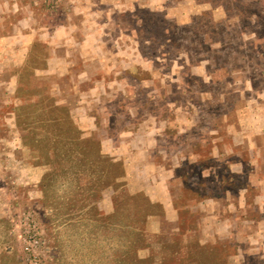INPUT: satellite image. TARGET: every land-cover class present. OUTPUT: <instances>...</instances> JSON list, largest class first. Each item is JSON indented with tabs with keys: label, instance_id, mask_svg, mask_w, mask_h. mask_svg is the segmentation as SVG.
I'll return each mask as SVG.
<instances>
[{
	"label": "rangeland",
	"instance_id": "rangeland-1",
	"mask_svg": "<svg viewBox=\"0 0 264 264\" xmlns=\"http://www.w3.org/2000/svg\"><path fill=\"white\" fill-rule=\"evenodd\" d=\"M0 264H264V0H0Z\"/></svg>",
	"mask_w": 264,
	"mask_h": 264
}]
</instances>
